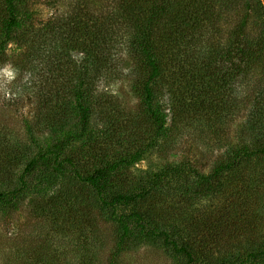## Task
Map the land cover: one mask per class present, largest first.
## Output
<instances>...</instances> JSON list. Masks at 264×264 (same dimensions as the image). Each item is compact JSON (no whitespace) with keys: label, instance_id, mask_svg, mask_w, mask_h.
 <instances>
[{"label":"trees","instance_id":"1","mask_svg":"<svg viewBox=\"0 0 264 264\" xmlns=\"http://www.w3.org/2000/svg\"><path fill=\"white\" fill-rule=\"evenodd\" d=\"M37 3L58 12L37 21ZM9 43L23 47L28 64L48 56L42 60L46 72L58 79L49 78L39 90L33 125L42 138L29 125L31 143L0 150V209L17 206L31 175L40 173L36 189L43 192L56 174L70 171L56 200H45L36 211L77 235L72 264H93L97 256L95 206L116 231L108 264L122 250L146 243L179 264H264V208L258 201L264 185V134L258 132L264 123L263 0H0V63ZM120 63L137 76L131 87L148 122L143 142L130 149L132 140L118 131L122 126L111 128L110 113L99 154L67 149L87 133L101 99H111L96 87L98 80L114 78ZM244 101L249 107L242 130L252 138L225 144L208 173L189 159L165 162L148 176L131 170L142 153L166 144L170 123L189 118L211 131L237 116ZM120 141L127 143L124 149L116 147ZM70 186L83 200L61 196ZM216 195L223 200L217 206H194L198 196ZM84 237L87 242L79 243ZM56 252L53 264H69L71 257Z\"/></svg>","mask_w":264,"mask_h":264},{"label":"rangeland","instance_id":"2","mask_svg":"<svg viewBox=\"0 0 264 264\" xmlns=\"http://www.w3.org/2000/svg\"><path fill=\"white\" fill-rule=\"evenodd\" d=\"M33 9L36 12L34 16L37 21L45 20L58 12L55 8L43 3L35 4ZM42 60H48V56H44V58L37 56L34 62L28 64L23 47L20 48L15 43L7 45L4 62L0 63V141L2 143H0V150L8 148L12 143H31V136L27 134L29 125L33 127L34 132L39 134L35 137L42 138V135L40 136L42 133H39L41 129H36L33 125L39 121L38 112L42 102L39 90L45 87L44 83L49 78H54L55 82L58 79L54 74L53 77L49 76ZM30 65L33 69L30 68ZM136 78L135 74L132 75L122 65L121 68L118 67L114 78H109L107 82L103 79L98 80L96 90L99 94L106 92L111 99H106L105 103L101 99L99 107L96 108L89 120L87 133L81 139L72 140L67 149L81 148L88 151L90 155L99 154L98 149L103 145L102 137H105L104 134H106L110 123V113L114 116L111 128L116 129L117 125L122 126H119L118 131L125 134L124 139L132 140L131 145H128L130 149L143 142L141 140L148 122L139 96L134 94L131 87L132 81ZM262 78L261 86L264 85V76ZM243 96L244 94L240 92L237 93L236 98L242 101ZM170 98L167 92L164 93L165 101L170 103ZM239 105L237 116L228 118L224 125L213 126L211 131L207 128L204 129L199 124L200 122L192 123L189 118L178 119L170 123L172 126L169 132V142L167 141L165 145L158 144L154 150L149 149L142 153L131 170L136 176H148L161 168L165 162L173 163L189 159L197 171L202 174L208 173L213 162L222 155L225 144L241 141L246 136L252 138V135L249 136V133L242 130V126L248 118L246 108L249 105L245 101L244 103L240 102ZM260 130L258 132L264 134V123ZM255 131L257 132V130ZM125 146L127 143L116 142V147L120 149H124ZM106 147L107 145H105ZM34 148L35 145L32 144L31 149ZM83 163H85L84 158L79 163V166L82 165V169L87 167ZM68 172L70 171L56 174L55 182H51L50 188L44 187L43 192L36 189L40 184V173L31 175L29 177V192L17 203V206L7 211L0 209V264H38L39 262V264H46V262L53 264L52 258L54 259V256L57 255V250H61L71 257L67 263L76 262L73 254L76 253L74 239L77 235L71 229L64 232L59 226L54 227L51 225L53 219L44 218L36 211V206L45 204V200L52 202L56 200V190L60 191L57 187L69 183L66 176ZM229 187L230 184L225 183L222 189L225 194L226 192L228 194ZM65 190H61V196L82 199V193L78 187ZM260 190L258 201L264 208V185ZM56 196H60V194ZM224 197L226 195H223ZM221 199L219 195L198 196L194 200V206L202 209L207 205L217 206L220 202L222 203ZM93 215L96 223L94 234L98 240L97 256L93 264H108L115 249L116 231L111 222L103 219L96 206ZM83 242H87L85 237L79 241V243ZM35 253H38L42 259H38ZM33 255L35 260L32 261L30 257ZM115 258H117L115 264H179L177 259L150 243L139 245L135 249L122 250Z\"/></svg>","mask_w":264,"mask_h":264}]
</instances>
